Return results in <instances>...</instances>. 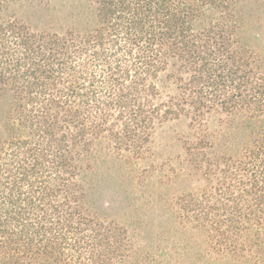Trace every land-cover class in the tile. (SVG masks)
I'll list each match as a JSON object with an SVG mask.
<instances>
[{"label": "trees", "instance_id": "1", "mask_svg": "<svg viewBox=\"0 0 264 264\" xmlns=\"http://www.w3.org/2000/svg\"><path fill=\"white\" fill-rule=\"evenodd\" d=\"M18 2L0 0V264H264V0H75L35 26ZM182 118L190 186L163 238L129 236L94 211L91 159H147Z\"/></svg>", "mask_w": 264, "mask_h": 264}, {"label": "rangeland", "instance_id": "2", "mask_svg": "<svg viewBox=\"0 0 264 264\" xmlns=\"http://www.w3.org/2000/svg\"><path fill=\"white\" fill-rule=\"evenodd\" d=\"M73 1L44 0L39 3L36 0H19L12 4L11 10L18 18L35 26L56 21L55 18L64 15ZM261 14L254 26L260 35V55L264 58L263 11ZM162 91L163 95L172 92L164 88ZM221 117V114L211 115L209 128H216ZM194 135L189 120L182 118L155 130L151 138L152 155L147 159L123 164L105 153L96 154L91 159L92 168L88 175L95 186L91 194L94 211L100 218L125 228L129 236L144 237L146 242H152L157 233L163 238L165 226L170 221L168 204L172 187L190 186L180 178L173 179L172 170L181 176L184 143L194 139Z\"/></svg>", "mask_w": 264, "mask_h": 264}]
</instances>
